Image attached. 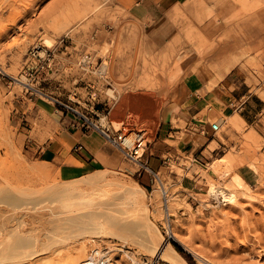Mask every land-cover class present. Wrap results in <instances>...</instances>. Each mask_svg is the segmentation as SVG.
Listing matches in <instances>:
<instances>
[{"label": "rangeland", "instance_id": "rangeland-1", "mask_svg": "<svg viewBox=\"0 0 264 264\" xmlns=\"http://www.w3.org/2000/svg\"><path fill=\"white\" fill-rule=\"evenodd\" d=\"M226 1L229 4L225 7L229 10L233 8L231 2L238 3L237 8L234 5L236 10L233 12L241 18L264 6V0ZM126 15L125 9L115 0H0V225L4 227L19 221L21 216L19 224L23 225L3 236L6 246L22 241L25 244L28 238L29 244L33 239L39 240L36 236L41 237L45 230L54 227L53 221L49 219L64 220L69 217L65 219L67 222H62L73 228V221L81 220L79 214L88 213V208L82 207L80 203L72 200L58 201L50 187L52 181H78L98 176L102 180V188L117 181L127 183L131 179L142 186L137 172L138 165L126 160L103 137L102 143L110 155L98 153L102 161L101 168L88 173V176L82 175V178L61 179L53 164L35 158L29 150L34 139L40 144L49 140H64L63 146L66 149L70 147L65 140L67 129L61 122V116L55 112L53 103L38 90L53 96L71 93L73 97L74 91L83 96L87 92L94 94L91 103L101 106L99 121L102 124L111 121L115 127L125 124L124 128L135 125L147 129L148 143L143 155L146 158L148 152L152 151L151 142L156 135L164 105V101L159 99V93L165 86H160L159 76L167 73L173 81H181L189 75V71L194 72L192 68H187L188 63L184 61L187 58L183 59L182 68L177 70V56L183 54L188 45L193 46L192 51L194 48L207 50L210 47L213 52H203L199 57L197 55L193 64L196 61V66H200L203 61L207 62V67L216 76V71L209 64L221 71L223 65L231 67L234 62L235 67L232 70L230 68L226 78L223 79V76L215 84L222 83V87L229 92L238 85L241 92L245 91L243 84L251 80L258 82L256 76H264V38L256 40V44L252 45L243 36L242 27L239 40H232L225 33L210 36L206 30L188 25L183 30V37L174 42L181 46L176 52L157 55L146 51L145 43L138 36V29L126 20ZM47 39L53 41L51 46L45 44ZM220 43L223 44L220 49L210 46ZM33 50L41 56L34 57ZM232 50L238 51L237 61ZM104 61L107 65H104L102 71ZM163 65L166 67L162 68ZM86 81L93 83V87L84 89ZM214 86L209 85L208 88ZM176 87L179 90L181 85ZM251 87L255 89L254 85ZM21 111L24 117L16 126V118L13 116ZM234 113L238 115L236 111ZM172 120L177 124L174 118ZM209 121H227L238 130L246 127L244 123L234 122L233 116L214 109L209 112ZM178 124L181 127L185 125L184 122ZM219 130L217 135L224 141L223 127ZM182 134L178 133L179 136ZM243 136L240 144L219 150L218 154L210 156L208 163L203 161L197 165L194 151L191 154L180 150L177 154L170 153L166 162L165 159L160 161L161 167L157 170L162 184L155 180L147 189L142 186L146 194L149 224L159 228L163 240L181 246L182 251L179 253L188 264H264V138L253 130ZM216 146L217 143L213 141L209 148ZM222 156L224 158L220 159ZM226 157L234 164L230 170L227 167L230 163L224 160ZM240 165H244L240 171L249 187L238 186L232 176ZM46 170L49 171V178L43 176ZM185 175L192 176L202 185L201 189H196L198 193L181 191L180 181ZM143 181H149V177L144 175ZM213 187H226L227 192L233 191L234 201H221L212 194ZM162 189L166 192V200ZM81 208L88 211L83 212ZM128 209H133V205ZM73 211L81 212L77 214ZM73 216L77 218L71 219ZM86 216L89 217L88 214ZM33 217L35 220L31 221ZM130 226L128 230H122L123 233L128 231L123 235H120L121 229L116 228L112 231L114 234L108 237L78 238L69 248L60 247L55 240L48 239L49 242L53 241L49 247H55L54 251L41 255L33 253V257L20 258L22 260L17 264H68L74 249L80 245L84 247L82 258L105 254L110 257L111 264H137L132 259L139 257L143 260L141 264H168L157 254L137 244L139 239L134 234V225ZM171 229L176 232L177 238L171 235ZM25 248L28 252L23 250L28 254L32 250L28 246Z\"/></svg>", "mask_w": 264, "mask_h": 264}, {"label": "crops", "instance_id": "crops-1", "mask_svg": "<svg viewBox=\"0 0 264 264\" xmlns=\"http://www.w3.org/2000/svg\"><path fill=\"white\" fill-rule=\"evenodd\" d=\"M115 1L125 9L127 13L126 20L138 29V36L145 43L146 51L157 55L164 52H176V49L181 46L174 42L183 37V30L188 25L199 27L200 30H206L210 36H219L225 33L231 36L232 40L240 37L239 30L242 27L244 30L243 36L248 38L252 45L256 44V40L264 38V6L254 9L241 18L239 14L233 12L236 10L234 5L237 8L238 3L231 2L233 8L229 10V8L225 7L229 4L226 0ZM188 46L184 52L187 55V59L184 61L186 64L188 63L187 68H192L194 72L189 71V75L181 81H173L167 73L159 76V78L161 77L160 86H165L160 89L161 92L159 93V99L164 101V105L161 109L156 135L151 142L150 149L152 151L150 150L146 157L150 168L155 170L161 167L160 161L168 158L170 153L177 154L178 150L187 154H191L194 151L196 164L199 165L198 163L202 164L203 161L206 163L210 162V156L218 154L219 150H225L229 145L240 144L244 137L243 135L250 130L255 131L257 135L264 138V76H256L258 82L251 80L250 83L243 84L245 91L241 92L238 85L229 92L227 88L222 87V83L221 85L215 84L219 80L221 81L223 76H225L223 79L226 78L230 68L232 70L235 67L234 62L231 67L228 64L224 65V71H217V68L209 64L210 68L216 71V76L207 67V62L203 61L200 66H196V61L195 65L193 64L194 57L197 55L199 57L203 52L205 54H207L206 52H213L209 49L210 47L207 50L194 48L192 51L193 46ZM210 46L220 49L223 44ZM232 51L235 53L237 61L238 51ZM190 54L192 55L189 56ZM178 61L181 63L178 62L177 70H180L183 60L178 59ZM200 61L198 60L197 62ZM165 67L164 65L162 66V68ZM262 69H264V65H262ZM85 84L86 87L84 86V89H87L88 86L93 87V83L90 81H86ZM176 85H181L179 90H176ZM207 85L215 86L209 89ZM251 85H254L255 89H252ZM70 95L71 93H66L56 96L67 99L71 97ZM93 95L87 92L83 96L80 92H76V96L71 98L78 101L81 108L90 111L93 117L95 115L100 116L99 108L101 106H94L91 103L93 102L91 100ZM211 109L224 115L233 116L234 122L244 123L243 126L246 127L238 130L227 121H223L221 126L224 130L222 134L224 141L220 140L217 135L218 131L213 132L211 130V122L209 121ZM235 111L238 115H233ZM57 114L61 116L62 124L66 126L67 133H64V136L70 147L66 149L63 146L64 140H49L45 144H40L37 139H34L29 147L31 154L39 161L53 164L61 179L77 178L100 169L102 161L97 154H109L107 147L102 143V136L95 130L72 127L70 115L60 112H57ZM13 117L16 118V126H18L22 122L24 114L21 111ZM173 118L177 124H174ZM180 122L185 123L184 127L178 124ZM71 128L72 130L70 131L69 129ZM180 132H183L181 136L178 135ZM168 140L176 143H169ZM213 141L217 143V146L210 149L209 145ZM242 166L244 165L238 167L237 172L243 177L240 171ZM138 175L144 188L147 189L152 186L148 172L143 171L138 173ZM144 175L149 177V181H143ZM180 185L181 191L184 193L186 191L198 193L196 189L202 188L198 180L188 175L181 179Z\"/></svg>", "mask_w": 264, "mask_h": 264}, {"label": "bare ground", "instance_id": "bare-ground-1", "mask_svg": "<svg viewBox=\"0 0 264 264\" xmlns=\"http://www.w3.org/2000/svg\"><path fill=\"white\" fill-rule=\"evenodd\" d=\"M88 2L89 1H87V4L89 6ZM90 5H92V4L90 3ZM88 6H86L85 8L87 9ZM45 44L48 46H51L53 44V41L50 39H47L45 41ZM191 55L192 54H190L189 56H191ZM186 57H187V55L183 53V54H179V56H177V59L182 61ZM179 63H181V62H179ZM104 65H107L106 61L103 62L102 71L104 70V67H105ZM104 76H106V75H104ZM224 156H222V158H220V159H223ZM227 158H229V157H226L224 160H226ZM227 160H228L227 164L230 163L229 166L227 165L228 169L230 170V168H232L234 166V164H233V161H229V159H227ZM225 162H227V161H225ZM43 176L49 178L50 177L49 171H47V170H46V172L44 171ZM87 176H88V174H87ZM232 176L234 177L235 182L238 186L249 187V184H247L245 182L243 177L237 171L234 172V174ZM81 178H82V176H81ZM73 181H72V179L71 180H64L61 182L52 181V183L51 184L49 183V184H50L51 190H53L54 194L57 196L58 201L72 200L75 203H78V204L80 203L82 205V207L84 206V207H86V209L88 208L89 211L85 209L86 212L88 211V213L85 214V212H84L85 210L82 208L81 209L83 210L84 213H80L81 211H77L80 213L79 214L76 211H73L72 213L76 212L80 216L78 218H81V220L77 219V220L73 221V224H74V225L72 224L73 228L68 227L67 225L63 224L64 221L67 222L65 219H69V217L65 218L64 220H62L63 218H61V220H59V219L50 220L49 219V221H53L54 227H51L50 230H48V229L45 230L43 232L45 234L44 235L42 234L41 237L36 236L39 238V240L32 238L33 242L31 244L28 243V240H30V238H28V240L26 241L25 244H23L22 243L23 241H22V242H18L17 244L10 243L13 245L6 246L5 243L3 242V239H2L3 236H5V234H7V233L11 234V232L18 230V229H20L21 226H23V225L19 224V221H22L21 220L22 216H21V219H19V221L17 220V221L11 222L10 224H8L4 227H1V225H0V255H1L0 256V264H17L18 262H20L22 260L20 258L26 259V258H28V256L33 257V255H32L33 253L41 255V254H44V253H47L50 251H54L55 247H53V248L49 247L53 241H51V242L47 241L48 239H51V238L53 240H55V242L59 243L61 245L60 247L69 248L70 245L73 242H75L74 240H78V238H81V237H84V238L85 237H89V238L95 237L96 238V237H102V236L108 237L113 233L112 231L116 230V228L121 229L122 234H120V233H118V234H120V235L126 234L128 231L126 233L125 232L123 233L122 230H128V227L130 225L131 226L134 225V228H135L134 234L139 239V242H137V244L142 246L146 251L157 254L161 260L167 262L168 264H188L187 261L182 257V255H180L177 252V250L174 248V246L172 244L163 240V235L160 232L159 228L154 224H149L148 218H147L148 213H146V209H147L146 203L147 202H146L145 190L138 184V182L135 179H131V181H129L127 183L119 182V181H117L115 183L113 182L112 185L110 184L105 188H102V184L100 182L102 180L98 176L97 177H90L89 176L87 178L86 177L82 178L78 181H74V182ZM133 185H134V187H132ZM83 188H85V190L87 189V191L84 192ZM212 189H213V190H211L212 194H214L216 197L220 198L221 201H231V200L234 201L233 199L235 197V194L233 193V191L227 192L226 187L224 189H222V188L215 189L213 187ZM16 191H18V190H16ZM23 193L25 194V192H23ZM24 194L21 196L23 197ZM18 197L19 196H17V198ZM0 201H2V200H0ZM165 202H167V201H165ZM85 205H87L88 207ZM131 205H133V209L129 210L128 208ZM166 207H167V213H168L167 203H165V208ZM70 210H71V208H70ZM1 214H3V213H1ZM87 214L89 215V217L86 216ZM95 214L97 216L94 218L93 216ZM8 217L9 216H7L6 218H8ZM60 217H62V216L60 215ZM74 217L75 216H73V218H71V219H74ZM75 218H77V217H75ZM2 219H4V216ZM30 220L33 221V220H35V218L33 217ZM45 221H48V220H45ZM50 223H52V222H50ZM31 225H36V224L32 223ZM27 226H29V224ZM32 227H31V229H34ZM110 229H113V230H110ZM30 230L28 229V231H30ZM132 230H133V228H132ZM28 231H26V232H28ZM131 232L133 233V231H131ZM170 233L172 236L177 238L176 232H174L172 229L170 230ZM35 235H36V233H35ZM46 235L49 237H45ZM43 236H44V238H43ZM129 237H133V236H129ZM135 237H133V238H135ZM11 238L12 237H10L9 239L12 241ZM45 238H47V239H45ZM120 238H122V236ZM12 242H14V241H12ZM47 242H49V243H47ZM27 243H28V245H27ZM7 245H9V243ZM26 246L31 247V249H32L29 254L27 253L28 249L25 248ZM73 247L74 246H72L71 248H73ZM86 247L87 246H85V248ZM83 248H81V245H80L79 247L77 246L74 249L73 254L70 256V259L68 260V264H111V261L109 259L110 257L108 258L105 254L88 255L89 258H82ZM23 249H26L27 252ZM17 252H20L19 253L20 255L17 254ZM105 253L107 254V252H105ZM2 254H4V256H2ZM61 254H64V253L62 252ZM59 255H60V253H59ZM135 258H137V257H135ZM141 259L142 258H140V257L137 259H132V262L134 261L133 263L141 264L143 261Z\"/></svg>", "mask_w": 264, "mask_h": 264}, {"label": "built area", "instance_id": "built-area-1", "mask_svg": "<svg viewBox=\"0 0 264 264\" xmlns=\"http://www.w3.org/2000/svg\"><path fill=\"white\" fill-rule=\"evenodd\" d=\"M34 51V50H33ZM32 51V52H33ZM38 51H34L32 55L35 57L39 55ZM40 94L46 96L54 105L55 112H60L65 115H70L71 117V126L77 127L85 130H95L97 131L105 141L111 146L118 149L123 157L138 165L137 172L141 173L143 171L150 174V182L156 180L159 184H162L158 171L150 168L148 161L144 158V152L147 148V129L143 127H137L135 125H129L125 127V124L122 127H115L111 121L108 124H102L99 120V116L91 114L85 108L79 106L78 101L73 100L71 97L67 99H62L58 96H53L44 93L41 90H38ZM73 97L76 96V92L72 93ZM221 127V123L212 122L211 130L217 132ZM169 157V156H168ZM168 158H165V162ZM194 160H196L194 158ZM164 199L166 200V192L162 189Z\"/></svg>", "mask_w": 264, "mask_h": 264}, {"label": "trees", "instance_id": "trees-1", "mask_svg": "<svg viewBox=\"0 0 264 264\" xmlns=\"http://www.w3.org/2000/svg\"><path fill=\"white\" fill-rule=\"evenodd\" d=\"M174 248L177 250V252L179 253V251H182L181 246H179L177 243L173 242ZM180 254V253H179ZM181 255V254H180ZM183 257V256H182ZM184 258V257H183ZM185 259V258H184Z\"/></svg>", "mask_w": 264, "mask_h": 264}]
</instances>
